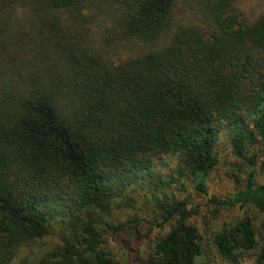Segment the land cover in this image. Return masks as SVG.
Masks as SVG:
<instances>
[{
  "label": "trees",
  "instance_id": "obj_1",
  "mask_svg": "<svg viewBox=\"0 0 264 264\" xmlns=\"http://www.w3.org/2000/svg\"><path fill=\"white\" fill-rule=\"evenodd\" d=\"M237 1L0 0V264H122L141 196L142 264H264V0ZM122 39L147 47L113 59ZM222 132L248 172L212 217L243 214L204 240L156 166L206 194Z\"/></svg>",
  "mask_w": 264,
  "mask_h": 264
},
{
  "label": "rangeland",
  "instance_id": "obj_2",
  "mask_svg": "<svg viewBox=\"0 0 264 264\" xmlns=\"http://www.w3.org/2000/svg\"><path fill=\"white\" fill-rule=\"evenodd\" d=\"M237 3H239L238 6L240 9L248 14L255 13L259 7V2L257 0H238ZM104 24L107 25V22ZM88 26L91 27L90 25ZM91 28L90 31L95 34L98 33L97 30L100 29V27H96L95 25ZM120 42L123 45H119L118 48L114 49L116 54L111 55L113 59H116V57H125L132 54V52L138 53L147 47V45L139 39H122ZM110 53H112V51H110ZM216 150L220 158L219 164L206 178V194H202L193 188V181L190 177L179 178L177 176L175 171L171 169L176 162L174 158L164 157L162 160L158 161L156 166V171L160 173V175L164 174L162 177L165 179L163 182L167 181L165 185H168V187L165 190L168 194L175 198L187 196L192 202V205L196 207L197 214L193 215L190 220L198 228L204 240L209 238L212 230L211 226H213V224L229 223L239 215L243 214V210L237 208L228 209L221 207L218 208L217 216L212 217V213L215 209L214 205L210 203V199L213 196L218 198L229 197L232 193L243 189L246 185V175L248 172V167L231 154L230 145L223 132L219 136ZM255 168L256 183H264V170L260 161H258ZM165 175H172V177L177 180V183L174 184L169 182V177H165ZM135 209L138 217L142 219L138 226L140 231L139 238L133 240L131 239L133 235L129 233L127 235L124 234L125 242L128 243L127 245L124 246L123 244L113 243L122 257V264H142L140 260L141 253L145 252V243L147 242L145 233L147 232L148 227L153 224V217L158 213V209L152 204L147 203L142 196L138 197ZM127 212L133 213L134 211L133 209H129ZM255 212L257 213L255 223L258 226H260L261 223L264 224V215L259 214L257 211ZM152 232L156 233V229L155 231L152 230ZM112 249L114 251V248ZM213 264L223 263L217 262Z\"/></svg>",
  "mask_w": 264,
  "mask_h": 264
}]
</instances>
